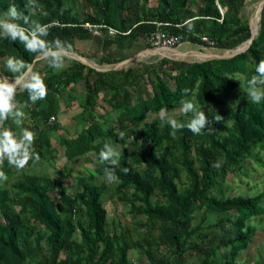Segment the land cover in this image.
Wrapping results in <instances>:
<instances>
[{"label":"trees","instance_id":"16d2710c","mask_svg":"<svg viewBox=\"0 0 264 264\" xmlns=\"http://www.w3.org/2000/svg\"><path fill=\"white\" fill-rule=\"evenodd\" d=\"M72 1L36 0L40 7L33 10L32 19L50 25L49 41L90 40L94 54L86 58L99 65L123 61L126 58L114 55L130 49L126 42L131 44L157 28L181 43L219 51L236 49L251 37L248 22L237 17L246 0H218L223 16L216 0ZM25 2L0 0V12L13 3L23 10ZM192 3L196 4L194 10ZM41 9L48 15H41ZM83 14L86 17L82 19ZM85 23L105 25L120 34L110 36L103 30L102 35L94 36L83 29ZM97 52L107 56L99 58ZM9 55L28 62L36 58L19 42L0 36V65ZM260 60H264V6L251 45L229 59L184 64L164 58L106 73L75 60H70L68 68L55 71L44 60L47 97L32 104L26 91L17 95L21 104L27 103V115L37 130L34 147L40 156L24 169L41 163L55 165L58 150L51 144V135L61 127L60 95L70 85L83 83L80 108L86 126L73 138L59 139L58 144L66 163L91 153L100 160L105 142L120 144L117 165L100 160L102 174L105 168L114 169L119 181L109 182L114 185L112 195L135 218H143L137 228L144 232L134 240L128 231L109 229L101 199L106 184L77 179V193L71 196L58 176L62 171H56L54 178L23 171L17 174L18 170L5 161L2 170L8 179L0 181V264H132L131 250L141 252L147 264H172L173 259L183 263L192 257L198 258V264H237L256 234L252 221L264 214V192L248 198H220L212 197L211 191L228 173L244 174L247 160L264 152V100L252 103L247 96V81ZM185 89L201 106L213 109L221 107L227 94H234L236 107L226 109L227 118L220 121L214 119L216 113L207 115L210 123L199 135L185 127L173 136L161 119L146 122L162 108L167 112L178 108L187 98ZM99 96L110 108L109 114L97 113ZM4 127L15 131L11 119ZM119 132L125 134L124 139H119ZM255 161L264 166L260 158ZM156 196L159 201H153ZM202 210L194 224L195 213ZM228 226L237 234L223 244L226 251L216 244L202 245ZM257 264H264V250Z\"/></svg>","mask_w":264,"mask_h":264},{"label":"rangeland","instance_id":"374dc122","mask_svg":"<svg viewBox=\"0 0 264 264\" xmlns=\"http://www.w3.org/2000/svg\"><path fill=\"white\" fill-rule=\"evenodd\" d=\"M73 2L72 0H65L66 4L69 2ZM261 0H247L244 8L241 10L240 13L237 14V17H239L242 21H249L250 17L257 5L259 4ZM79 1L76 2L77 6ZM150 5H155V1H150ZM191 7L194 9L196 7V4L192 3ZM79 8V7H77ZM86 15H82V19L85 18ZM256 25L258 26L259 23H257V13L255 15L254 19ZM126 47H128V43H125ZM133 43L130 44L129 47H131ZM136 46V45H135ZM144 47V45H140ZM245 45L240 46V48L244 47ZM141 48V47H140ZM203 48V49H202ZM124 49V48H123ZM136 48H133L129 51V48L127 50L117 51L115 53V58H130L133 56ZM205 49V50H204ZM161 52L167 53L165 50H160ZM174 51L175 53H182L187 55L186 58H174L176 61L184 63V64H192L195 62L201 61V57L204 54H217V55H223V54H230L235 50H229V51H219L212 48H204L199 45H192L190 43H183L178 49L175 50H169V52ZM174 55V54H173ZM107 56V55H106ZM104 55V52H100L98 57H106ZM161 59L158 55H147L139 61L134 62L129 67H137L139 65H148V64H154L158 62ZM125 60V59H124ZM173 61V60H172ZM92 64H95L97 67H103L104 65H99L96 62H93L90 60ZM40 66L36 71H39L41 74L43 72V69L40 67L44 65L45 61L41 60ZM5 71L7 69L4 67ZM127 68L122 69V71H125ZM8 74L11 76L12 74L8 72ZM60 113L58 116V121L60 122V130L58 132H55L51 135V144L53 147H56L58 150V159L55 162V165H49L46 163H41L38 165H35L28 169H16L18 170L17 174L21 173V171L28 173V174H39V175H48L50 177H56V171H62L61 174H58V176L63 180L65 183V186L67 188V192L69 195H75L77 193V189L75 186V181L77 179H82L91 183H94L96 185L99 184H106L107 185V191L105 194L102 195V201L104 204V208L107 212V220H108V226L109 229L115 230L117 233L124 232L127 234L126 231H128L129 236L132 237V239H139L142 235L144 230H141L137 228L138 224H141L144 220L143 218H135L132 214H130L129 210L123 206L121 203H119L116 198L112 195V187L114 185L110 184L106 179L105 175L102 174V167H101V161L97 159L95 154L91 153L84 157L76 158L73 161L66 163V160L64 158V150L63 148L58 144L59 139H66V138H73L83 127L86 126L85 120L81 117V108L80 105L82 102H84V85L83 83H79L78 85H74L71 89L65 90L60 95ZM221 107L217 109H213L212 107H204V111L206 115L216 113L217 115L227 118L226 117V109L231 107H236V99L234 94H227V99H221ZM181 105L176 108L175 110L171 112H166V115H172L176 119L185 118L189 119V116H184L180 111ZM209 108L213 109V112H209ZM28 108L25 107L23 111L25 112V119L23 120L22 127L28 128L29 130L33 131L35 134L37 133V130L33 127L29 116L27 115ZM97 113L99 114H109L110 108L108 105L102 100V96L98 97L97 100ZM161 119L160 113L158 115L150 114L149 118L147 119V123L151 122L153 119ZM162 120V119H161ZM15 126V130L18 131V129ZM143 125H139L138 129H141ZM260 158L262 161H264V152H262L259 156L257 154H253L251 158H249L246 162V167L244 169V174H241L239 172L233 171L227 174L226 178L222 180L221 178L218 180V184L212 189L211 196L212 197H237L241 196L244 198L255 196L261 192H264V166H260L256 163L255 159ZM17 175H15L13 178H15ZM184 178H182V181ZM6 188L8 186H5ZM162 200V199H160ZM153 201H159L158 197H153ZM163 201V200H162ZM160 201V202H162ZM264 207V202H263ZM203 213L202 211L195 213V220L194 224L198 222L200 215ZM254 225L256 227V234L254 238L252 239L249 247L242 252L238 259L237 264H257L260 258H262V251L264 250V214L259 217L256 221L253 220ZM125 230V231H124ZM237 234L236 229L228 226L223 231H218L213 237L210 238L209 241L206 243H203L202 245L204 247H208L211 245H219L222 246V251H226V248H223V244L227 239L230 237H233ZM78 239V237H77ZM129 258L131 262H135L137 264H147V261L142 257L141 252L138 250H131L129 252ZM172 264H198V258L192 257L188 260H186L183 263L177 262V260L173 259Z\"/></svg>","mask_w":264,"mask_h":264},{"label":"clouds","instance_id":"9594fccd","mask_svg":"<svg viewBox=\"0 0 264 264\" xmlns=\"http://www.w3.org/2000/svg\"><path fill=\"white\" fill-rule=\"evenodd\" d=\"M39 7L36 0H26L23 10H19L13 3L7 11L0 12V36L14 43L19 42L26 52L36 54L33 62L16 55L4 57V67L12 75L0 74V181L8 179L2 170L5 161L16 169H24L30 161L38 162L40 159L34 147L35 133L22 127L26 115L23 109L27 107V103L21 104L17 100L18 93L26 91L28 100L32 104L44 100L48 95V88L42 74L35 70V63L43 59L48 62L49 67L60 70L64 67L67 51L72 48L70 43L59 38L52 41L46 39L50 25L32 19L33 10ZM41 15L47 16L48 13L41 9ZM241 88L244 89L242 83ZM184 95L187 98L181 100L179 111L184 116L190 114L187 124L172 115H166L167 110L164 108L160 110V117L172 129L170 134L173 136L185 127L193 134L199 135L210 121L203 110L204 106H201L194 96L189 97L188 89L184 90ZM247 96L252 103L258 104L264 100V60L259 61L255 67V74L247 81ZM209 112L212 113L213 109L209 108ZM9 119L16 125L18 131L4 127ZM214 119L220 121L223 118L216 115ZM209 132L212 130L209 129ZM124 135L123 132L117 133L120 140L124 139ZM120 147L117 142L115 144L105 142L99 152L100 160L112 166L117 165L120 159L118 150ZM104 171L108 182L119 181L113 168H105Z\"/></svg>","mask_w":264,"mask_h":264},{"label":"water","instance_id":"95a60500","mask_svg":"<svg viewBox=\"0 0 264 264\" xmlns=\"http://www.w3.org/2000/svg\"><path fill=\"white\" fill-rule=\"evenodd\" d=\"M263 6H264V0H261L259 2V4L257 5V7H255V9H254V11H253V13H252V15L250 17V20L248 22V26H249V29H250L251 37L246 43L243 44V45H245L244 47L240 48V46H239L236 49H233L235 51H233L230 54H223V55L211 54L209 57L201 59V61H199V62L209 61V60L229 59V58H233V57H235V56H237V55H239L241 53H244L249 48V46L251 45L252 41L254 40V38L257 35V33L254 30V19H255L256 13L258 12L259 21H260V13L262 11ZM201 54H204V53H201ZM147 55H158V56L161 57V59L165 58V59H168V60L176 61V59H174V58H171L169 56L161 54L160 50L147 49V50H145V51H143L141 53L133 55L132 57H130L128 59H125L123 61H120L118 63L112 64V65H104L103 67H97L95 64H92L88 59H86L83 56L76 55V54H73V53H68V52L66 53V57H70L71 59H73L75 61H78L81 64H83V65H85V66H87V67H89L91 69H94L97 72H102V73H106V72H110V71H119V70H122L124 68H128L131 64H133L134 62L139 61V59H141V58H143V57H145ZM0 74H2V73L0 72Z\"/></svg>","mask_w":264,"mask_h":264},{"label":"built area","instance_id":"2783aa9c","mask_svg":"<svg viewBox=\"0 0 264 264\" xmlns=\"http://www.w3.org/2000/svg\"><path fill=\"white\" fill-rule=\"evenodd\" d=\"M220 11V7H219ZM222 15V12H220ZM83 29L87 32L91 33L94 36H100L103 33V30L110 36H114L120 34L118 31L107 27L105 25H92L90 23L83 24ZM125 35L127 33H121ZM202 42L208 43L209 46H212V43L207 40L205 37H201ZM145 43L150 47V49H157V50H175L178 49L183 43L180 40L168 34L167 32L162 31L161 29L157 28L156 30L150 32L148 35L145 36ZM132 264H137L132 262Z\"/></svg>","mask_w":264,"mask_h":264},{"label":"crops","instance_id":"0c3cea01","mask_svg":"<svg viewBox=\"0 0 264 264\" xmlns=\"http://www.w3.org/2000/svg\"><path fill=\"white\" fill-rule=\"evenodd\" d=\"M246 2H247V0H246ZM246 2H245V4H246ZM152 6V5H151ZM154 6V5H153ZM216 6H217V8L219 9V4H218V0H216ZM192 8V7H191ZM193 9V8H192ZM194 9H196V7L194 8ZM193 9V10H194ZM219 12H222V16H223V10H222V8L220 7V11ZM258 13V12H257ZM221 14V13H220ZM249 22V21H248ZM255 22V21H254ZM68 43H70L71 45H72V48L70 49V50H68L67 52L68 53H73V54H75L74 52L75 51H77L78 53H80L81 55H83L85 58L86 57H90V58H92L91 56H92V54H94V52H93V50L94 49H92V47H91V44H90V40H76V39H74V40H68L67 41ZM126 43H128V42H126ZM133 43V45L130 47V49H129V51L132 49L133 50V48H136V49H134L135 50V52L133 53L134 55H136V54H138V53H141V52H143V51H145V50H147L148 48H147V46H146V43H145V37L144 38H139L137 41H134V42H132ZM128 45H130L129 43H128ZM136 45V46H135ZM140 45H144V47H142V46H140ZM141 47V48H140ZM203 49V48H202ZM182 53H184V52H182ZM100 54V52H97V55H99ZM77 55V54H76ZM183 55H185V54H183ZM208 55V54H207ZM185 56H187V55H185ZM66 57V56H65ZM132 57V56H131ZM68 59H70V60H73V59H71L70 57H67ZM100 58V57H99ZM86 59H88V58H86ZM94 59V58H93ZM41 60H43V59H41ZM41 60H39L38 62H40ZM70 60H67V61H64V67L62 68V69H65V68H68L69 66H70ZM89 61H90V59H88ZM91 61H93V60H91ZM93 62H95V61H93ZM40 66V63H38L37 65H35V70L36 69H38V67ZM46 66V63H44V65H42L41 67H40V69L42 68H44ZM62 69H60V70H62ZM55 71H58V70H56L55 69ZM0 72L2 73V74H4V75H8V76H10L9 74H8V71H5V69H4V62H2V64L0 65ZM74 85H70L67 89H71L72 87H73ZM66 89V90H67ZM83 103V102H82ZM16 131V130H15Z\"/></svg>","mask_w":264,"mask_h":264},{"label":"bare ground","instance_id":"6f19581e","mask_svg":"<svg viewBox=\"0 0 264 264\" xmlns=\"http://www.w3.org/2000/svg\"><path fill=\"white\" fill-rule=\"evenodd\" d=\"M257 23H259V14L257 13ZM254 30H255V32L257 33V30H258V26L256 25V23L254 22ZM167 53H163V52H161V54H164V55H166V56H169V57H175V58H182V59H184V58H186L187 56H185V55H183V53H175L174 51H172V52H169L168 53V51L169 50H165ZM174 54V55H173ZM211 54H203L202 56H200L201 58L200 59H204V58H206V57H209Z\"/></svg>","mask_w":264,"mask_h":264}]
</instances>
